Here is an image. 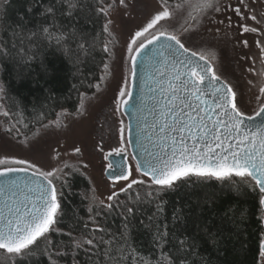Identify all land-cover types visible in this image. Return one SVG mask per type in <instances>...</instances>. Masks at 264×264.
I'll return each mask as SVG.
<instances>
[{
    "label": "snow or ice",
    "instance_id": "1",
    "mask_svg": "<svg viewBox=\"0 0 264 264\" xmlns=\"http://www.w3.org/2000/svg\"><path fill=\"white\" fill-rule=\"evenodd\" d=\"M261 2L252 0L256 5ZM34 4L42 11L37 13ZM96 5L95 12L105 17L103 52L108 58L99 80L95 84L88 81V85L100 91L110 79L115 81L112 115L119 118L123 112L132 110L130 114L136 118L135 140L126 136V132H132L131 126L126 129L123 119H119L116 129L119 143L111 146L104 156L112 190L106 196L107 202L94 193L89 197L88 222L82 230L65 231L60 227L65 185L58 182L64 169L71 167L67 161L44 170L26 158L10 157L7 153L0 157V177L4 178L0 181V264H24L34 256H46L50 264H82L81 253L89 259L92 256L98 260L100 256L104 260L123 258L132 264H195L189 260L196 250L195 237L178 234L183 205L173 209L171 224H161L157 220L164 212L165 202L161 197L168 193L180 195V189L192 177L201 181L214 179L229 183L240 194L249 190L255 193L264 213V81L255 97L257 108L251 114L245 112L242 94L217 69L215 51L190 46L187 40L210 12L231 9L243 21L236 24L237 43L247 48L249 41L244 34H255L258 62L264 65V11L250 7L248 0H237L235 7L223 5L220 0H156L144 23L129 32L117 57L118 41L111 29L114 23L111 15L126 8V0H96ZM83 7L80 0H47L46 3L31 0L14 23L22 31H31L29 43L38 50L54 47L70 54L69 46L74 43L86 52L96 46L95 41L89 44L82 32L64 23L65 18H74ZM249 20L251 24L247 23ZM173 21L177 22L173 24ZM232 24V17H228L230 28ZM216 33H220L219 28ZM12 49L0 48V61L8 59L15 68L29 65L36 57V52L25 48L23 41L19 48L12 44ZM246 59L253 60L248 71L264 77V71L256 70L257 57ZM16 75L22 73L18 71ZM249 83L254 82L249 80ZM9 87L0 79V117L11 124L16 114L13 107L19 110V105L9 106ZM145 87L150 102L142 98ZM86 95L79 92L80 103L75 113L61 109L47 123L42 116L40 126L60 128L69 117L83 115ZM137 99H140L139 107L134 103ZM258 117V124L249 123ZM13 127L14 124L7 130ZM133 143L139 150L129 159L127 149ZM97 150L104 151L102 146ZM53 152V159L60 156L57 150ZM81 152L79 146L72 148V154ZM119 181L124 183L117 186ZM145 204H154L156 209L147 217V224L140 219V224L151 230L152 245L157 250L147 259L129 243L131 230L136 227L137 216L143 215ZM112 214L122 219L118 234L107 225ZM183 222L188 221L185 218ZM53 233L67 236L68 240L58 242ZM210 233L208 229L206 235ZM259 258L258 264H264V235L259 241Z\"/></svg>",
    "mask_w": 264,
    "mask_h": 264
},
{
    "label": "trees",
    "instance_id": "2",
    "mask_svg": "<svg viewBox=\"0 0 264 264\" xmlns=\"http://www.w3.org/2000/svg\"><path fill=\"white\" fill-rule=\"evenodd\" d=\"M30 2L31 0H9L2 6L0 13V48L7 46L10 51H14L12 44L19 48L23 41L25 48L36 52L35 59L29 65L22 64L19 68H15L8 59L0 61V79L10 86L9 106L19 105V110L13 107L16 114L11 124L2 117L7 129L12 124L15 125L11 131L7 130L10 137L32 134L41 127L39 121L42 116L43 122L47 123L48 120L55 119L56 113L61 109L75 113L80 103L79 92H85L86 96L95 93L96 89L89 87L88 81L95 84L99 80L103 63L108 58L103 52L106 39L103 33L105 17L95 12L96 0H80L83 9L78 11L74 18L64 19V23L70 25L73 30L82 32L89 44L93 41L96 43L95 47L87 49L86 52L79 50L73 43L69 46L70 54L54 47L38 50L29 43L31 31H22L14 22L20 18ZM33 8L37 13L42 11L35 4ZM89 8L92 10L89 11ZM18 71L22 75L17 76ZM17 128L19 132L16 131ZM88 191L89 184L83 177L73 175L67 180L61 197L64 216L60 227L65 231L70 228L82 230L84 223L88 222ZM131 194L134 196L135 192ZM121 198L125 197L122 195ZM161 199L165 202L164 212L157 218L161 224H171L173 209L183 205L184 215L178 225V234L196 239V250L189 257L190 262L258 264L259 241L263 233L262 213L255 193L249 190L240 194L229 183L214 179L201 181L192 177L190 183L182 186L180 195L168 193ZM142 207L144 213L137 216L136 227L131 230L129 243L147 259L157 250L152 245L151 230L141 225L140 219H144L147 224V217L156 209L154 204H145ZM185 218L187 223L183 222ZM107 225L111 232L118 234L122 230V219L118 214H112L107 219ZM208 229H211V233L206 235ZM53 237L58 242L61 239L68 240L67 236L59 237L55 233ZM79 259L82 264H132V261L123 258L104 260V257L100 256L98 260L96 256H92L89 259L84 253L80 254ZM24 264L50 262L46 256H38L24 261Z\"/></svg>",
    "mask_w": 264,
    "mask_h": 264
},
{
    "label": "rangeland",
    "instance_id": "3",
    "mask_svg": "<svg viewBox=\"0 0 264 264\" xmlns=\"http://www.w3.org/2000/svg\"><path fill=\"white\" fill-rule=\"evenodd\" d=\"M220 2L233 7L237 5V0H220ZM248 2L249 6L256 8L257 11H264V0L259 5L253 4L252 0H248ZM126 3V8H120L111 15L114 22L111 29L118 41L116 45L117 57L120 56V46L127 39L129 32L142 25L146 16L156 6V0H126ZM5 4L0 0V13ZM228 17H232L231 28L228 26ZM217 21H223V23ZM237 22L243 23L231 9L220 13L210 12L209 17H205L197 30L190 34L191 38L187 40V43L190 46L210 48L215 51L217 56L215 63L218 71L242 94V108L251 114L258 106L255 97L259 94L258 88L264 81V77L253 75L248 71L253 67V60L246 59V57H257L255 67L258 72L264 71V65L258 62L259 50L256 48L257 37L255 34H244V38L249 41V47L246 48L243 44L237 43ZM247 23L251 24L252 21L249 20ZM217 28L220 29L219 34L216 33ZM112 63L114 64L116 61H112ZM249 80L254 83L250 84ZM114 89L115 81L110 79L107 86L102 85L100 91L95 90L92 96L85 97L83 115L69 117L60 128L44 129L40 127L30 135L10 137L2 122V117H0V157L7 153L10 157L26 158L42 166L44 170H50L57 164L67 161L71 167L64 169L63 177L58 183L66 185L70 177L79 175L89 184L88 206L90 204L89 197L93 193L99 199H105L107 202L106 196L112 190V182L104 177V172L107 170V161L104 156L111 146L119 143V134L116 131L119 128V119H123L126 128L124 118L122 116L117 118L111 112ZM34 133H38V135H34ZM25 137L28 139L25 140ZM74 146L81 147L82 152L72 154ZM98 146H102L104 151H98ZM53 149L60 153L56 159H53L55 156ZM128 158L131 159L129 156ZM85 164L87 167H84ZM123 183V181H119L117 186ZM36 257L38 256L32 258Z\"/></svg>",
    "mask_w": 264,
    "mask_h": 264
},
{
    "label": "water",
    "instance_id": "4",
    "mask_svg": "<svg viewBox=\"0 0 264 264\" xmlns=\"http://www.w3.org/2000/svg\"><path fill=\"white\" fill-rule=\"evenodd\" d=\"M134 91L136 92H139V89L138 88H133ZM142 98L144 99L145 102H150L149 101V94L147 93V87H145V90H144V94H142ZM134 103L137 104V106L139 107L140 106V99H137L134 101ZM131 109L129 112H123V115L122 117L125 119V122H126V129L131 126L132 128V132L131 133H127L126 132V136L128 139L130 140H135V137H136V133H137V129H136V118L131 115ZM260 121V118H256L255 121H252V122H249L250 124H252L253 126L258 124ZM138 147L135 145V143H133V147H130L128 148V154H127V157L129 156L130 158L137 155V152H138ZM115 159H120L119 157H115ZM108 163V162H107ZM110 171L109 169H107L105 172H104V177L106 180H108L109 182H111L107 176V172ZM20 176L21 179H23V176L21 174H18ZM3 177H0V181H3ZM262 213V212H261ZM261 227H262V233L264 235V213H262V222H261Z\"/></svg>",
    "mask_w": 264,
    "mask_h": 264
}]
</instances>
